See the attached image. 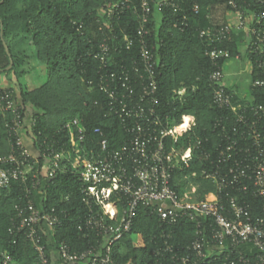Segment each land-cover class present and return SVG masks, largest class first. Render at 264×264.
I'll return each mask as SVG.
<instances>
[{"label": "built area", "instance_id": "built-area-1", "mask_svg": "<svg viewBox=\"0 0 264 264\" xmlns=\"http://www.w3.org/2000/svg\"><path fill=\"white\" fill-rule=\"evenodd\" d=\"M116 0L102 7L103 26L113 31V23L127 9L134 8L137 16L138 57L114 63L109 39L99 42L93 56L100 61L98 79L90 81L108 98L109 111L119 117L129 134L120 148H110L104 129L95 127L98 140L89 142L82 119L69 121L65 128L67 143L60 149L53 144L38 153H32L25 138L30 136L35 121L26 122V116L12 87L0 89V111L7 118L10 150L0 156V202L2 191L13 182L23 184V192L14 203L15 214L10 230L24 234L36 254V264H110L113 246L129 233L140 205L152 211L167 225L175 226L179 219L196 221L197 237L183 252L172 242L173 230L164 232V244L153 253L170 258L171 264H217L221 255L225 264H264V205L260 216H252L251 206L227 192L228 204L222 201L221 191L236 187L264 199V102L239 106L225 83L224 63L234 57L221 45L232 39L235 30L249 33L247 50L252 66L264 72V13L249 9L250 0H228L231 17L224 24L206 26L199 30L201 39L209 47L206 55L211 60L209 84L214 104L228 112L215 127L221 129L222 148L218 162L231 163L218 166L214 171H203L206 178L214 179L217 192L208 193L203 200H193L186 191L180 195L174 186L175 172L189 167L194 151L201 140L187 142L185 136L192 130L195 120L190 116L173 123L169 115L159 110L156 67V45L151 41L149 24L154 7H170L183 12L174 26L185 30L189 25L187 10L181 0ZM194 13L200 8L194 5ZM80 34H85L84 22L73 21ZM102 28V27H101ZM119 35H114V40ZM122 41L127 50L135 38L124 33ZM255 62V63H254ZM253 72V71H252ZM252 85L264 89V78L252 80ZM196 85H182L174 90L173 98L183 102L187 90ZM46 144V142H45ZM95 146L98 147L96 150ZM70 170L81 182L82 201L88 209L77 227L87 236L94 232L95 242L84 249L75 250L65 240L55 242L49 249V238L62 226L69 213L56 206L43 208L46 187L58 171ZM196 172L192 174L195 176ZM194 196L193 194H191ZM211 220L208 227L202 220ZM209 232V233H208ZM6 262L9 257H6Z\"/></svg>", "mask_w": 264, "mask_h": 264}, {"label": "trees", "instance_id": "trees-1", "mask_svg": "<svg viewBox=\"0 0 264 264\" xmlns=\"http://www.w3.org/2000/svg\"><path fill=\"white\" fill-rule=\"evenodd\" d=\"M116 0H0V19L3 23V37L7 42L10 54L6 51L1 38L0 26V74H14L16 83L12 88L19 105L27 116L28 107L36 110L29 121L35 126L29 133L35 149L42 152L47 144L60 149L67 143L66 124L74 119H82L89 142H97L95 127L104 129L110 141V148H120L129 139L118 116L108 108V98L90 81L98 79L101 64L93 56L99 42L107 38L112 47H119L120 52H113L114 63L138 57L136 29L137 16L134 8L127 9L119 20L113 23V31L103 26L102 7ZM135 4L137 0H133ZM183 10L188 11L189 25L180 30L174 23L182 17L183 12H175L170 7H154L149 29L151 41L156 45L158 64L156 78L158 82L159 110L169 115L175 123L183 117L190 116L195 120L192 130L185 136L187 142L201 140L195 149L189 167H180L175 172L173 181L177 191L183 195L186 191L203 200L210 192H217L214 179L206 178L203 171H214L218 166L227 167L229 163L220 164L218 156L221 151L222 136L216 122L226 110L218 108L213 102V90L209 84L211 60L206 55L209 47L207 41L199 36V30L206 26H216L228 21V0H181ZM198 5L200 11L194 13L192 8ZM249 9L255 13H264V0H250ZM84 22L85 34H80L73 21ZM264 25V19H263ZM102 27V28H101ZM135 38L131 50L123 44V34ZM119 39L114 40V35ZM22 46L15 48L18 42ZM249 42V33L235 30L230 41L221 47L228 48L234 57L242 46ZM33 47L35 57L46 67L47 81L40 86H30L27 78L32 69L29 67V49ZM254 58L255 57L250 55ZM13 60L12 67L7 70ZM255 63V62H254ZM252 80L264 78V72L256 63L251 73ZM196 85L187 90L185 100L181 103L173 98L174 90L182 85ZM6 87H0V89ZM237 105L264 102V89L250 85V101H243L229 87ZM7 118L0 111V156L10 150ZM46 142V144H45ZM96 150L98 147L95 146ZM196 172L195 176L192 174ZM23 192V184L13 182L2 191L0 202V264H36L37 254L24 234L10 230L12 217L15 214L14 203ZM227 192L236 195L241 202L250 204L252 216L263 212L264 199L251 193H243L236 187L221 191L223 203L228 204ZM45 209L56 206L58 210L66 209L69 218L62 226L54 230V235L45 241L51 250L55 242L65 240L75 250L84 249L95 242L94 232L85 236L77 224L88 209L82 201L81 182L70 170L58 171L46 187ZM209 228L211 220H202ZM173 230L172 242L179 252H183L197 237V223L188 218L179 219L175 226L164 223L152 211V207L140 205L134 216L133 226L129 233L119 240L112 250L110 264H171L170 258L155 256L154 249L164 244L161 235ZM209 233V232H208ZM6 257L9 260L6 262ZM221 260L217 264H225ZM230 264V263H228ZM235 264H242L238 261Z\"/></svg>", "mask_w": 264, "mask_h": 264}, {"label": "crops", "instance_id": "crops-1", "mask_svg": "<svg viewBox=\"0 0 264 264\" xmlns=\"http://www.w3.org/2000/svg\"><path fill=\"white\" fill-rule=\"evenodd\" d=\"M227 17L229 19L231 17V15L229 13H227ZM18 44H20V46H19V48H20L23 43L21 41L18 42L16 44L15 48H18ZM33 53H35V52H33ZM239 54L241 55V59L232 58V59L225 61L224 71H226L227 68H231L233 66V59H234L235 62H237V64L247 65L248 66V72L252 73V71L254 69L252 66L251 57L249 56V52L247 50V45L242 46L240 48ZM29 67L32 69V72L29 73L28 78H27V81H28V83H30V86H32L31 83H34L33 87L40 86L41 84H43L47 81L46 67L44 65L40 64V62L38 61V59L35 57L34 54H33V56L31 55V57L29 58ZM44 75L46 77V80H44V82H43L40 79H41V77H43V79H44ZM15 83H16V80H15L14 76H13V78L11 76L8 78L6 76V74H0V87H6V88L7 87H13V86H15ZM28 110L29 111L26 113L27 114L26 122L29 124V122H30L29 119H30L32 113L35 112L36 109L31 105L28 107ZM25 142H26L28 148L31 150L32 153H35V154L38 153V150L35 149L34 142L32 141L30 136H26Z\"/></svg>", "mask_w": 264, "mask_h": 264}, {"label": "rangeland", "instance_id": "rangeland-1", "mask_svg": "<svg viewBox=\"0 0 264 264\" xmlns=\"http://www.w3.org/2000/svg\"><path fill=\"white\" fill-rule=\"evenodd\" d=\"M18 46H20V44H18ZM33 52H35V50L33 47H31L29 49L30 55L33 56V54H34ZM240 59H241V57H240ZM6 76L8 78L10 76L13 78L14 74L10 73L9 76L8 75H6ZM40 80H42L44 82V80H46L45 75H44V79H43V77H41ZM251 82H252V74L250 72H248V66L237 64V62H235V60L233 59V66L231 68H227L225 71V83H226V85L230 89H232L233 92L235 94H237V96H239V98L241 100L250 101L252 99L251 94H250ZM31 84H32V86H34V83H31ZM188 195L191 196L193 200H195L197 198L196 195L192 196L190 194V192Z\"/></svg>", "mask_w": 264, "mask_h": 264}, {"label": "water", "instance_id": "water-1", "mask_svg": "<svg viewBox=\"0 0 264 264\" xmlns=\"http://www.w3.org/2000/svg\"><path fill=\"white\" fill-rule=\"evenodd\" d=\"M0 26H1V38L3 40L4 46L6 48V51L10 54L9 46H8L7 42L4 40V37H3V23L1 21V19H0ZM12 65H13V60H11L10 65L7 67V70H9L12 67Z\"/></svg>", "mask_w": 264, "mask_h": 264}]
</instances>
